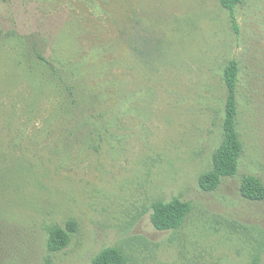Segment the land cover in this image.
Returning a JSON list of instances; mask_svg holds the SVG:
<instances>
[{
	"label": "rangeland",
	"instance_id": "1",
	"mask_svg": "<svg viewBox=\"0 0 264 264\" xmlns=\"http://www.w3.org/2000/svg\"><path fill=\"white\" fill-rule=\"evenodd\" d=\"M234 14L237 31L219 0H0V264H92L106 247L125 264H264V198L239 191L246 174L264 185V0ZM230 59L242 153L203 191ZM53 71L92 98L86 120ZM173 197L189 214L155 229L152 203Z\"/></svg>",
	"mask_w": 264,
	"mask_h": 264
},
{
	"label": "trees",
	"instance_id": "2",
	"mask_svg": "<svg viewBox=\"0 0 264 264\" xmlns=\"http://www.w3.org/2000/svg\"><path fill=\"white\" fill-rule=\"evenodd\" d=\"M240 2L241 0H219L221 6L228 10L231 24L235 31H237L238 27L234 8ZM42 61L44 65L48 64V61H44V59ZM50 77L53 78L54 84L58 89L64 88L66 90V96L62 97L66 112L69 115H73L77 121L86 120V109L92 103V98L81 93L76 83L72 82L73 80L64 79L59 71H53ZM237 81L238 63L235 59H230L223 71L222 138L213 153L211 168L201 173L197 179L198 186L203 191L215 190L224 177H232L238 171L242 144L236 128ZM239 191L241 196L249 200L258 201L264 198V185L259 177L252 174H246L241 178ZM190 210V202L179 197H173L168 201L156 200L152 203L150 220L153 227L157 230L176 229L184 222ZM76 229L77 223L73 219L67 220L64 225L50 226L46 242L47 250L49 252H57L65 248L70 241L71 234ZM125 262V255L116 247L103 248L92 258V264H125Z\"/></svg>",
	"mask_w": 264,
	"mask_h": 264
}]
</instances>
